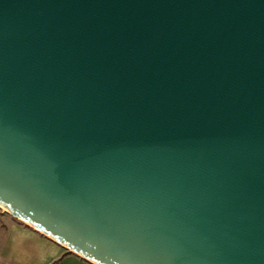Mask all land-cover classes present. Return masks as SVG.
Instances as JSON below:
<instances>
[{
  "label": "water",
  "instance_id": "obj_1",
  "mask_svg": "<svg viewBox=\"0 0 264 264\" xmlns=\"http://www.w3.org/2000/svg\"><path fill=\"white\" fill-rule=\"evenodd\" d=\"M0 206L93 264H264V0H0Z\"/></svg>",
  "mask_w": 264,
  "mask_h": 264
},
{
  "label": "crops",
  "instance_id": "obj_2",
  "mask_svg": "<svg viewBox=\"0 0 264 264\" xmlns=\"http://www.w3.org/2000/svg\"><path fill=\"white\" fill-rule=\"evenodd\" d=\"M0 258L11 264H93L32 226L5 219L0 220Z\"/></svg>",
  "mask_w": 264,
  "mask_h": 264
},
{
  "label": "rangeland",
  "instance_id": "obj_3",
  "mask_svg": "<svg viewBox=\"0 0 264 264\" xmlns=\"http://www.w3.org/2000/svg\"><path fill=\"white\" fill-rule=\"evenodd\" d=\"M1 219H5V220H15L18 222H23L19 219H17L16 217H14L11 213H9L8 211H6V209H4L3 207L0 206V220ZM68 251L75 253L73 251H71L70 249L66 248ZM0 264H11L9 262H7L6 260L0 258Z\"/></svg>",
  "mask_w": 264,
  "mask_h": 264
},
{
  "label": "trees",
  "instance_id": "obj_4",
  "mask_svg": "<svg viewBox=\"0 0 264 264\" xmlns=\"http://www.w3.org/2000/svg\"><path fill=\"white\" fill-rule=\"evenodd\" d=\"M58 260L54 261V263H56Z\"/></svg>",
  "mask_w": 264,
  "mask_h": 264
},
{
  "label": "bare ground",
  "instance_id": "obj_5",
  "mask_svg": "<svg viewBox=\"0 0 264 264\" xmlns=\"http://www.w3.org/2000/svg\"><path fill=\"white\" fill-rule=\"evenodd\" d=\"M2 207V206H1ZM4 208V207H3ZM5 209V208H4Z\"/></svg>",
  "mask_w": 264,
  "mask_h": 264
}]
</instances>
